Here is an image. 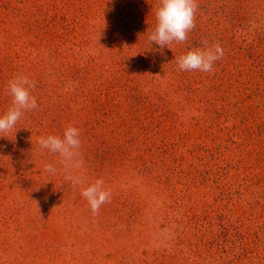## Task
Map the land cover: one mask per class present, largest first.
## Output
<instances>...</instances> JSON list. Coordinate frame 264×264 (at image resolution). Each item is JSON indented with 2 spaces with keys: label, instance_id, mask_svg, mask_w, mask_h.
I'll return each instance as SVG.
<instances>
[{
  "label": "rangeland",
  "instance_id": "obj_1",
  "mask_svg": "<svg viewBox=\"0 0 264 264\" xmlns=\"http://www.w3.org/2000/svg\"><path fill=\"white\" fill-rule=\"evenodd\" d=\"M195 3L187 40L158 50L160 0H0V117L15 78L55 86L0 133V264H264V0ZM214 44L213 72H174ZM54 45L64 58L50 57ZM62 62L67 75L93 66L97 100L84 114L76 104L73 124L100 133L70 162L39 143L46 104L77 86L54 75ZM97 179L111 197L94 215L81 192Z\"/></svg>",
  "mask_w": 264,
  "mask_h": 264
},
{
  "label": "clouds",
  "instance_id": "obj_2",
  "mask_svg": "<svg viewBox=\"0 0 264 264\" xmlns=\"http://www.w3.org/2000/svg\"><path fill=\"white\" fill-rule=\"evenodd\" d=\"M161 6L157 10V25L150 36V40L160 47H167L173 41L184 42L187 33L195 28V0H160ZM170 49V48H169ZM224 50L219 44L204 49L189 51L178 58L179 68L182 71L213 72L214 63L221 59ZM35 87V82L27 77H17L9 83V90L13 97V106L7 113L0 117V133L10 132L21 119L23 112L38 107L37 100L31 95L30 89ZM80 132L75 127H68L63 138L49 135L39 140L43 148L51 153L59 154L65 162L73 161L78 155L81 141ZM75 167L80 164L76 163ZM67 167V164H66ZM44 171L55 173L56 169L51 164L44 166ZM73 186L81 183L79 177L69 175ZM81 195L87 199L92 213L99 212L101 206L110 201L111 192L104 188V181L97 179L94 183L84 188Z\"/></svg>",
  "mask_w": 264,
  "mask_h": 264
},
{
  "label": "trees",
  "instance_id": "obj_3",
  "mask_svg": "<svg viewBox=\"0 0 264 264\" xmlns=\"http://www.w3.org/2000/svg\"><path fill=\"white\" fill-rule=\"evenodd\" d=\"M130 18V16H129ZM145 26V24L143 22H139V27L137 30H132L133 32V37H136L139 35L140 32H144L141 30L140 26ZM131 23L127 22V28H129L128 30H130ZM27 31L30 32L31 31V27L27 28ZM27 31H25L26 34H29ZM44 41H47V39H45L44 37L41 38V44L38 46V48H40L42 45V43ZM152 43H154L153 41H151ZM155 48H157L158 50H164V47H160L159 45L154 43ZM110 50L112 52V57L116 58L117 57V53L114 52V45L112 43H110ZM174 56H177L178 53L174 52L173 54ZM12 54L8 55V58L12 59ZM50 57L54 58V59H59V58H64L63 57V52L59 49L58 45H54V47H52V49L50 50ZM12 61V60H11ZM43 61V60H42ZM41 60L37 61L36 63H34V66H40L41 65ZM64 61V60H63ZM177 61H174L172 66H173V70L174 72H176V69H179V65H177ZM72 64H68V62H62V64H60V67L58 70H55L54 75H56L57 77H59L63 83L67 82L68 80H72L73 83L77 86L74 87L73 90H70L67 94L64 93H56V101H48V103L46 104L45 109L43 110V112L40 114V125L42 126V129L44 130V132H46L48 135H53V136H58L63 138L64 132L68 127H75L79 130L80 132V141H90V140H95L98 139V137L100 136L99 132L96 131H90L89 128H87V124L88 122H84L82 123V119L80 118L78 121L75 122V124H73V121H75V119L77 118L75 111H74V106L76 104H81L83 103V105L80 107L79 109V113H85V110L87 109L88 105H89V101H96V99H93L95 93L93 94H89V91L87 88V84L89 83L88 81L91 80L93 74H94V69L93 66H91L90 64H87L84 68L86 69V71L84 73L79 72L76 75H67L65 72V67L71 66ZM180 75L181 74H187V71H182L180 70ZM104 72L102 71L100 74V77L102 78L104 76ZM29 80L34 81L35 82V87L37 86V88H33L34 91L31 93L32 95L34 94H39L38 96V103L42 104L43 102V98L45 96H49L50 98L53 97V92L55 89L53 86V84L46 82L41 75L37 76L36 78L33 77H27ZM55 81V79H54ZM99 81H97L96 83H98ZM95 83V84H96ZM101 82L97 84V87L101 86ZM53 86V87H52ZM36 90V91H35ZM81 102V103H80ZM112 125H115V123H111ZM103 128H108L109 124H107V122H105L104 125H102ZM118 126V125H116ZM96 127H92V129H95ZM91 129V128H90ZM113 131V130H112ZM119 144L122 143V141H118ZM129 143V141H128ZM106 150H105V155L111 154L114 155V147L115 145H111L108 144V141L106 140ZM133 145L132 141L131 144L128 145V148H130ZM150 150V148H149ZM97 155L100 154V147L97 148ZM128 156H130V159H136L138 162V164L141 163L142 158L144 157L143 154H140L139 156H132V154L130 153V151L127 153ZM152 154H154L152 152ZM103 160H107V161H113L112 158L109 159V157H105L103 158ZM142 164V163H141ZM160 264H165L164 261H161Z\"/></svg>",
  "mask_w": 264,
  "mask_h": 264
}]
</instances>
